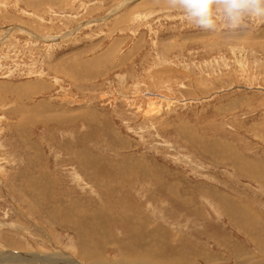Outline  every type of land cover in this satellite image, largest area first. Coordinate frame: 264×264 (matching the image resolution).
Segmentation results:
<instances>
[{"label":"rangeland","instance_id":"374dc122","mask_svg":"<svg viewBox=\"0 0 264 264\" xmlns=\"http://www.w3.org/2000/svg\"><path fill=\"white\" fill-rule=\"evenodd\" d=\"M0 264H264V21L0 0Z\"/></svg>","mask_w":264,"mask_h":264},{"label":"clouds","instance_id":"9594fccd","mask_svg":"<svg viewBox=\"0 0 264 264\" xmlns=\"http://www.w3.org/2000/svg\"><path fill=\"white\" fill-rule=\"evenodd\" d=\"M191 25L205 31L237 30L264 21V0H167Z\"/></svg>","mask_w":264,"mask_h":264},{"label":"crops","instance_id":"0c3cea01","mask_svg":"<svg viewBox=\"0 0 264 264\" xmlns=\"http://www.w3.org/2000/svg\"><path fill=\"white\" fill-rule=\"evenodd\" d=\"M141 178H145V179H147L146 177H144V175H143Z\"/></svg>","mask_w":264,"mask_h":264},{"label":"bare ground","instance_id":"6f19581e","mask_svg":"<svg viewBox=\"0 0 264 264\" xmlns=\"http://www.w3.org/2000/svg\"><path fill=\"white\" fill-rule=\"evenodd\" d=\"M257 172V171H256ZM258 173H260V172H258ZM261 174V173H260ZM102 194V193H101ZM227 213V212H226ZM95 227V226H94Z\"/></svg>","mask_w":264,"mask_h":264}]
</instances>
